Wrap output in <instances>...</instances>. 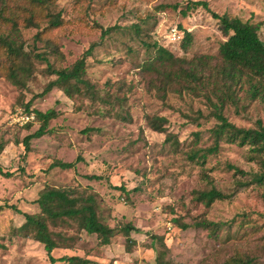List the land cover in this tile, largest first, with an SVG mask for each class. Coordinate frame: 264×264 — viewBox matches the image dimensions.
I'll use <instances>...</instances> for the list:
<instances>
[{"label":"rangeland","instance_id":"obj_1","mask_svg":"<svg viewBox=\"0 0 264 264\" xmlns=\"http://www.w3.org/2000/svg\"><path fill=\"white\" fill-rule=\"evenodd\" d=\"M192 1L197 0H57L52 5L54 12L61 11L64 24L44 34L58 43L59 54L49 53L50 62L56 68L71 66L94 44L87 57V78L101 98L97 103L81 96L71 99L58 88L42 95L56 79L46 71L45 62H35V73L24 89L0 76V140L12 141L0 161L5 171L16 173L0 174V205L13 203L23 211L37 212L34 200L45 184L89 185L102 194V219L117 230L109 245L84 232L71 249H55L56 257L79 254L92 259L91 264H155L158 252L165 250L164 241L169 262L226 264L233 258H251L264 264V187L241 185L238 181L245 183L249 177L228 168L232 164L246 172L258 171L248 159V147L221 142L204 167L190 158L191 152L214 143L211 129L216 119L210 104L184 79L162 91L161 75L143 67L155 54V42L183 59L176 68H189V61L200 55H217L226 37L211 13ZM204 1L220 14L264 21V0ZM45 27L46 23L40 28L20 27L26 49L32 50L36 43L39 51L48 50L45 41L35 39ZM174 28L181 35L178 41H172ZM183 29L193 35L186 50L181 46ZM260 36L264 41V26ZM241 95L245 107L238 112L228 105L224 111L228 119L245 128L255 126L257 119L264 121V105L249 101L244 92ZM51 108L62 111L51 121L54 132L33 139L24 160V146L14 141H21L39 124L28 122L29 129L20 122L21 115ZM147 115L165 116L167 131L153 130ZM168 133L174 141H166ZM78 156L82 160L73 169L50 167L56 159L71 162ZM114 185H122L129 194ZM212 187L232 194L231 198L210 206L195 198V191ZM201 220L217 223V232L199 226ZM24 222L16 211L0 214V264H65L52 263L44 244L18 232ZM127 225L135 242L128 240ZM55 230L77 233L75 226Z\"/></svg>","mask_w":264,"mask_h":264},{"label":"trees","instance_id":"obj_2","mask_svg":"<svg viewBox=\"0 0 264 264\" xmlns=\"http://www.w3.org/2000/svg\"><path fill=\"white\" fill-rule=\"evenodd\" d=\"M57 0H0V76L8 79L19 88H26L30 78L35 73V62L41 61L47 64L46 71L55 75L45 87L42 95L55 88L62 90L67 97L73 99L76 96L86 98L93 103L101 100L97 94L95 85L87 78V57L94 49L92 44L85 50L83 55L71 66L56 68L50 62L49 53L59 54L58 43L50 37H44L47 30L61 27L64 17L61 11L54 12L52 5ZM193 6H202L217 20L220 31L226 40L220 43L218 53L215 56L200 55L197 59L189 61L190 67L180 66L176 68L182 58L175 56L168 48L155 42L154 56L143 63L145 69H153L161 75L160 87L166 91L174 81L184 82L197 92H202L212 110L211 115L216 119L215 126L211 129L214 143L205 148L197 149L189 154V157L205 166L208 156L219 151L221 142L233 143L242 147H248V159L258 165V171L246 172L236 165L228 164V168L242 177L249 179L241 185L255 184L264 187V121L257 119L255 126L245 128L231 122L224 111L228 105L235 107L240 112L244 92L245 98L251 102L258 101L264 105V41L260 36V30L264 21L254 22L244 20L239 16H231L228 13L220 14L211 9L208 1H192ZM189 7V5H188ZM186 15V11H184ZM46 23L47 27L39 30L35 35L36 42L45 41L48 50L39 51L36 43L32 50L26 49L20 27L40 28ZM22 24V25H21ZM136 30L139 29L135 25ZM112 27L104 30L105 33ZM181 46L186 50L193 40L191 31L183 29ZM217 58L216 61L214 59ZM185 60V59H184ZM32 101L26 104L30 111ZM112 110V109H111ZM35 114L36 123L39 127L34 132L27 134L21 141L16 139L15 144H22L26 150L23 159L32 151V140L50 135L54 132L51 121L58 118L62 111L51 108L47 111L32 109ZM109 113L108 116H111ZM148 125L155 131L166 132L168 119L165 116L147 115ZM123 120L130 122L132 119ZM33 122V121H32ZM31 128V123H27ZM91 129H88L90 131ZM199 136V133L196 132ZM166 141H174V135L168 133ZM12 141L0 140V156L6 146ZM82 160L78 156L75 161L54 160L51 168L73 169ZM0 174L5 177L16 175L15 171H5L0 161ZM89 179L101 180V175H88ZM129 194V191L121 186H113ZM232 194L223 193L216 187L208 190L195 191V198L210 206L215 200L231 198ZM102 194L89 185H54L47 183L40 191L37 199L39 210L27 212L17 205L4 203L0 205V214L5 210H13L23 214L25 222L18 228V232L24 237H31L42 244L52 263L61 262L65 264H91L92 259L79 254H65L59 257L54 255L55 249H71L81 235L86 232L95 234L99 244L109 245L117 230L109 222L103 220L100 212ZM264 216V215H263ZM199 226L210 228L217 232V223L201 220ZM76 227L77 233L66 235L62 230L56 228ZM184 228H188L184 224ZM130 225L124 227L128 240L135 242L130 236ZM161 244L165 250L167 245ZM130 244H127V248ZM130 249V248H129ZM165 250L159 251L155 264H183L166 260ZM226 264H258L254 259L233 258Z\"/></svg>","mask_w":264,"mask_h":264},{"label":"built area","instance_id":"obj_3","mask_svg":"<svg viewBox=\"0 0 264 264\" xmlns=\"http://www.w3.org/2000/svg\"><path fill=\"white\" fill-rule=\"evenodd\" d=\"M181 37V35H178V31L177 29H173V37H172V41H178V39ZM20 122L21 123H28V122H32L35 120V114L33 112L31 113H24L23 115H21L20 117Z\"/></svg>","mask_w":264,"mask_h":264}]
</instances>
